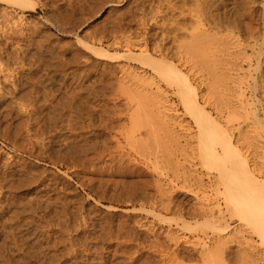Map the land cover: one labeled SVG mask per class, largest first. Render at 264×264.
I'll list each match as a JSON object with an SVG mask.
<instances>
[{
	"label": "rangeland",
	"instance_id": "1",
	"mask_svg": "<svg viewBox=\"0 0 264 264\" xmlns=\"http://www.w3.org/2000/svg\"><path fill=\"white\" fill-rule=\"evenodd\" d=\"M29 1L0 0V264H264L150 63L188 74L262 183L264 0Z\"/></svg>",
	"mask_w": 264,
	"mask_h": 264
},
{
	"label": "bare ground",
	"instance_id": "2",
	"mask_svg": "<svg viewBox=\"0 0 264 264\" xmlns=\"http://www.w3.org/2000/svg\"><path fill=\"white\" fill-rule=\"evenodd\" d=\"M11 1V0H10ZM27 2H31V1H25V0H13V4H18L19 6L22 7V9H30V7H32V4L29 6L27 4ZM98 2V1H97ZM11 3V4H12ZM33 3V2H32ZM16 5V6H18ZM20 7V8H21ZM209 24V23H208ZM203 27V26H201ZM193 28V27H192ZM180 30V29H179ZM188 33V32H187ZM189 34V33H188ZM197 35V34H195ZM195 35L193 36V38H197L195 37ZM200 35V34H199ZM204 35V33H203ZM202 35V36H203ZM208 35V34H206ZM190 36V35H189ZM202 36H200L202 38ZM206 37V36H205ZM189 38V37H188ZM204 38V37H203ZM183 40V39H182ZM181 40V41H182ZM186 39H184L185 41ZM206 40V39H205ZM208 40V39H207ZM178 41V40H177ZM196 41V40H195ZM195 41L193 43H189L191 46H188V50H193V54L195 51H197V43H199L198 41L195 43ZM203 41V39H202ZM210 41V40H208ZM212 41V40H211ZM188 42V40H187ZM186 42V43H187ZM207 42V41H206ZM206 42H203L206 43ZM181 43V42H180ZM211 43V42H210ZM177 44V43H176ZM184 44V43H183ZM202 45V43H200ZM208 44V43H207ZM194 45V46H192ZM199 45V44H198ZM210 45V44H209ZM206 46V45H205ZM204 46V48H205ZM208 46V45H207ZM130 47V46H129ZM156 47V46H155ZM183 47V46H182ZM193 48V49H190V48ZM201 47V46H200ZM202 47V50L204 49ZM1 49V48H0ZM175 49V48H174ZM178 49V48H177ZM182 49V48H181ZM196 49V50H195ZM130 50V49H129ZM184 50V49H183ZM140 51V50H139ZM173 51V50H172ZM177 51V50H176ZM181 51V50H180ZM208 51V50H207ZM220 51V50H219ZM184 52V51H183ZM200 52L204 53L203 51H201L200 49ZM199 52V54H200ZM209 52V51H208ZM221 52V51H220ZM186 53V52H185ZM196 53V52H195ZM99 53H97L98 55ZM108 54V53H107ZM141 53H139L138 56H140ZM177 54V53H176ZM192 54V55H193ZM198 54V53H197ZM206 54V53H205ZM214 54V52H213ZM100 57H101V53L99 54ZM109 55V54H108ZM135 55V54H134ZM147 55V53H146ZM185 55V54H184ZM191 55V53H190ZM137 56V55H136ZM135 56V57H136ZM200 56V55H198ZM202 56V54H201ZM108 57H111L110 55ZM126 57V56H125ZM192 57V56H191ZM195 58L197 56H194ZM132 58V57H131ZM180 58V57H179ZM193 58V57H192ZM194 58V60H195ZM222 58V57H221ZM147 59V58H146ZM152 58H150V56L148 55V59L147 61L150 62ZM154 59V58H153ZM152 59V60H153ZM202 58H200L201 60ZM223 59V58H222ZM145 60V59H144ZM155 60V59H154ZM151 61L150 63L153 64L151 66V64H149L148 66H151V71L153 69L154 72H156V74L159 76V77H163L165 80L169 81V82H173V83H176V87H177V92H175L178 97L180 96L181 100H183V102L181 101V103H183V106L186 108L185 111H188V113H192L190 116L195 117V120L197 123H195V120H194V123L197 125L198 124V128H197V131L199 130V142L198 145L199 146V149H201V157L204 159L205 161V165L207 163L210 164V166L212 165V169H213V166H215L217 169V172L219 175V178H216L218 179H221L220 181L222 182V185L220 186H223V190L221 192L222 196L224 197V202H225V205L228 207V208H231L234 210V212L236 213V215H238V218L246 223H250V224H247L249 225L250 227L249 228H252L253 232L255 233L256 237L258 238V241H259V244L264 246V199L260 198L261 197V194L264 193V181H261L262 183H260L259 181H257L254 176H253V173L250 171L247 163H246V159H244V157H242L239 153H237L236 151L232 150V145L230 143V138L229 136L226 134V132L224 131L225 129H221V127H219L217 125V123L215 121H213V119L209 117V115H206L207 112H205L201 107H200V103L198 102L197 100V94L195 93V90L191 87H190V83H189V80H188V74H184L181 70H179L177 67H175V65H169L162 62L160 59L159 61ZM157 60V59H156ZM190 60V59H189ZM192 60V59H191ZM199 60V59H198ZM203 60H209V59H206L205 57L203 58ZM203 60H201L203 62ZM213 60V59H212ZM211 61V59H210ZM209 61V62H210ZM220 61V60H219ZM142 62V61H141ZM183 62V60H182ZM191 62V61H190ZM189 62V63H190ZM201 62V63H202ZM204 61V63H206ZM214 62V61H213ZM221 62V61H220ZM147 63V62H146ZM187 63V62H186ZM193 63V62H192ZM196 63V62H195ZM212 63V62H210ZM143 64V63H142ZM199 64V63H197ZM214 64V63H212ZM215 64H219L218 61L215 62ZM189 65V64H188ZM192 65V64H191ZM231 65V64H230ZM145 66V64H144ZM190 66V65H189ZM188 66V68H189ZM207 66V65H206ZM204 66L203 68L205 69ZM212 66V65H211ZM214 66V65H213ZM153 67V68H152ZM191 67V66H190ZM193 67V65H192ZM196 67V66H195ZM199 67V66H198ZM210 66L207 67V69H209ZM222 67V66H221ZM197 68V67H196ZM214 67H212V70H213ZM192 68H190L189 70H191ZM205 69V70H207ZM216 69V68H214ZM229 69V68H228ZM227 69V70H228ZM210 73L207 72V74L209 73V76L213 73H211V69H209ZM226 70V71H227ZM200 71V70H199ZM230 71V70H229ZM232 71V70H231ZM134 72V71H133ZM188 72V71H187ZM202 72V71H201ZM220 72V71H219ZM222 72V71H221ZM205 73V72H204ZM194 74V73H193ZM199 74V73H198ZM206 74V75H207ZM229 74V73H228ZM156 75V76H157ZM230 75V74H229ZM129 76V75H128ZM215 76V77H214ZM127 77V76H126ZM158 77V78H159ZM196 77V76H195ZM210 77H214L216 78V74L214 73L213 76H210ZM228 77V76H227ZM146 78V77H145ZM163 79V80H164ZM200 79V78H199ZM205 79V78H204ZM220 79V78H219ZM211 80V79H210ZM214 80V79H212ZM217 80V78H216ZM234 80V79H233ZM199 81V80H198ZM149 82V81H148ZM214 81H212L213 83ZM143 83V82H142ZM152 83V82H151ZM217 84V83H216ZM222 85V83H220ZM153 86V84H152ZM212 86V85H211ZM219 86V85H218ZM16 85L13 84V92L11 93L10 96H12L13 99H16L17 95H20V92H18V90H16ZM19 87V86H18ZM175 87V86H174ZM210 87V86H209ZM214 87V86H213ZM221 87V86H220ZM7 90V89H6ZM121 90V89H119ZM211 90V89H210ZM213 90V89H212ZM123 91V90H122ZM208 91V90H207ZM209 92V91H208ZM123 93V92H122ZM138 93V92H137ZM164 94H165V91H164ZM196 94V95H195ZM222 94V93H221ZM166 95V94H165ZM163 96V95H162ZM141 98V97H140ZM155 98V97H154ZM153 98V99H154ZM21 99V98H20ZM137 99V98H136ZM142 99V98H141ZM140 99V100H141ZM207 99V98H206ZM129 100V99H128ZM152 100V99H151ZM205 100V99H203ZM133 101V100H132ZM135 101V100H134ZM153 101V100H152ZM157 101V100H156ZM23 102V101H22ZM130 102V101H129ZM164 103V102H163ZM202 103V102H201ZM206 104V103H205ZM208 104V103H207ZM51 106V105H50ZM157 106V105H156ZM159 106V105H158ZM184 108V109H185ZM77 109V108H76ZM160 110V109H159ZM165 110V109H163ZM205 112V114H204ZM221 112V111H220ZM144 113V112H143ZM187 113V114H188ZM196 114V116H194V114ZM135 114H136V110H135ZM146 114V113H145ZM154 114V113H153ZM161 114V113H160ZM222 114V112H221ZM249 114V113H247ZM137 115V114H136ZM244 115V114H243ZM53 116V115H52ZM146 116V115H145ZM151 116H153L151 114ZM245 116V115H244ZM248 116V115H247ZM110 117V116H109ZM131 117V116H130ZM156 117V116H155ZM256 117V116H255ZM145 118V117H144ZM246 118V117H245ZM148 119V118H147ZM156 119V118H155ZM159 119V118H158ZM146 120V119H145ZM144 120V121H145ZM149 120V119H148ZM231 120V119H229ZM257 120V119H256ZM131 121V119L129 120ZM150 121V120H149ZM250 121V120H249ZM110 122V121H109ZM147 122V121H146ZM154 122V121H153ZM156 122V121H155ZM162 122V121H161ZM200 122V123H199ZM248 122V121H247ZM251 122V121H250ZM148 123V122H147ZM204 123V124H203ZM229 123H231V121H229ZM228 123V124H229ZM31 124V123H30ZM161 124V123H159ZM226 124V125H228ZM148 125V124H147ZM150 125V124H149ZM161 125H164V124H161ZM167 125V124H166ZM195 125V126H196ZM204 125V126H203ZM231 125V124H230ZM229 125V126H230ZM133 126V124H132ZM131 126V127H132ZM151 126V125H150ZM237 126V125H236ZM262 126V125H260ZM201 127V128H200ZM252 127V125H251ZM168 128V127H167ZM230 128V127H229ZM232 128V127H231ZM238 128V127H237ZM235 129V128H234ZM252 129V128H251ZM258 129H260L258 127ZM166 130V129H165ZM230 130V129H229ZM238 131V129H237ZM130 132V131H129ZM229 132V131H228ZM239 132V131H238ZM237 132V133H238ZM180 133V132H179ZM240 133V132H239ZM131 134V133H130ZM230 135V134H229ZM258 135V134H257ZM232 137V136H231ZM260 138V137H259ZM180 139V136L179 138ZM261 139V138H260ZM237 141V140H236ZM96 142V141H95ZM198 142V141H197ZM261 142H264V141H261ZM97 143V142H96ZM215 144H219V145H222V150L221 152L223 153H219L216 152L213 148V146ZM105 146V145H103ZM16 147V146H15ZM143 148V146H142ZM247 149V148H246ZM141 150V149H139ZM38 152V151H37ZM251 153V152H250ZM253 153V152H252ZM97 154V153H96ZM222 154V155H221ZM234 154V155H233ZM253 155V154H252ZM112 157V156H111ZM198 157V155H197ZM200 157V156H199ZM198 157V158H199ZM249 157V156H248ZM254 157V155H253ZM114 158V157H113ZM119 158V157H118ZM153 158V157H152ZM246 158V157H245ZM257 158H259L257 156ZM121 159V158H120ZM172 159V158H171ZM201 159V158H200ZM77 160V159H76ZM264 161V160H262ZM174 162V161H173ZM207 162V163H206ZM119 163V162H118ZM117 163V165H118ZM129 163V162H128ZM172 163V162H171ZM104 164V163H103ZM228 164V166H230V168H228V166L226 165ZM255 165V164H254ZM208 166V165H206ZM106 167V166H105ZM155 167V166H154ZM256 167V166H255ZM76 168V167H75ZM214 169V170H215ZM209 170V169H208ZM196 171V170H195ZM177 173V172H176ZM180 174V173H179ZM183 175V174H182ZM264 175V174H262ZM218 177V176H217ZM262 180H264V178H262ZM220 182V183H221ZM216 183V182H215ZM219 183V182H218ZM219 183V184H220ZM218 184V185H219ZM217 185V186H218ZM216 186H214L215 188ZM219 187V186H218ZM213 188V187H212ZM144 190V189H143ZM215 191V189H213ZM204 197V196H203ZM154 199V198H153ZM161 200V199H160ZM162 203V201H161ZM165 203V202H164ZM162 203V205L164 204ZM206 205V204H205ZM12 206V205H11ZM159 208V207H158ZM162 208V207H161ZM173 208V207H172ZM164 209H168V206L166 205L165 203V206H164ZM177 209V208H175ZM207 209V208H206ZM211 209V208H210ZM226 211V210H225ZM209 212V211H207ZM227 212V211H226ZM228 214V213H227ZM234 215V214H233ZM230 218V217H229ZM75 219V218H74ZM209 219V218H208ZM213 220V219H212ZM215 220V219H214ZM198 224V223H197ZM215 224V223H214ZM213 224V226H214ZM199 225V224H198ZM202 225V224H201ZM212 225V224H211ZM216 226V225H215ZM204 227V226H203ZM240 227V226H239ZM84 228V227H83ZM209 228V227H208ZM214 228V227H213ZM247 228V227H246ZM216 229V228H215ZM214 229V230H215ZM242 229V227H241ZM82 230V229H81ZM220 231V230H219ZM249 231V230H248ZM224 232V231H223ZM221 233V232H220ZM238 234V233H237ZM230 236V235H229ZM234 237V236H233ZM219 238V237H218ZM223 238V237H222ZM232 238V237H231ZM236 238V237H235ZM226 239V238H225ZM221 241V240H220ZM229 241V240H228ZM244 241V239L242 240ZM227 242V241H226ZM246 242V241H244ZM221 243V242H220ZM223 244V243H222ZM79 245V244H78ZM220 245V244H219ZM217 245V246H219ZM239 245V244H238ZM203 246V244H202ZM201 246V247H202ZM206 246V245H204ZM214 246V245H213ZM216 246V247H217ZM221 246V245H220ZM219 246V247H220ZM225 246V245H224ZM215 247V246H214ZM255 249V248H254ZM201 250V249H200ZM236 250V249H235ZM230 251V250H229ZM207 252V251H206ZM221 252V251H220ZM223 252V251H222ZM235 252V251H234ZM209 253V252H208ZM207 253V254H208ZM219 253V252H218ZM224 253V252H223ZM244 253V252H243ZM221 254V253H220ZM239 254V253H237ZM203 255V253L201 254ZM206 255V254H205ZM213 255L212 253L209 255L211 256ZM219 254H217L216 256L218 257ZM220 256V255H219ZM222 256V254H221ZM220 256V257H221ZM244 256V255H243ZM203 257V256H202ZM213 257V256H212ZM212 257H208V258H212ZM247 255L245 256V259ZM250 257V256H249ZM206 258L205 256V260L208 259ZM214 258V257H213ZM218 259V258H217ZM214 260V259H213ZM221 260V258H220ZM223 260V259H222ZM248 260V259H247ZM210 261V260H209ZM212 261V260H211ZM233 261V260H232ZM241 264H244V261L243 259L241 260ZM256 261V260H255ZM254 261V262H255ZM213 262V261H212ZM239 262V261H238ZM237 262V263H238ZM249 262V261H248ZM247 262V264H248ZM252 262V260L250 261ZM249 262V263H250ZM246 263V261H245ZM257 263V262H256Z\"/></svg>",
	"mask_w": 264,
	"mask_h": 264
}]
</instances>
